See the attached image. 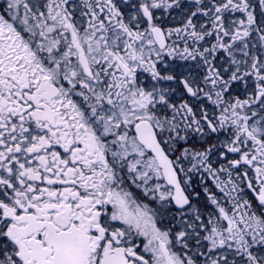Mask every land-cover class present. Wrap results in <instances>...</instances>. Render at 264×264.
<instances>
[{"label":"snow or ice","instance_id":"6c2138e0","mask_svg":"<svg viewBox=\"0 0 264 264\" xmlns=\"http://www.w3.org/2000/svg\"><path fill=\"white\" fill-rule=\"evenodd\" d=\"M0 264H264V0H0Z\"/></svg>","mask_w":264,"mask_h":264}]
</instances>
